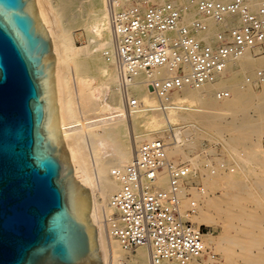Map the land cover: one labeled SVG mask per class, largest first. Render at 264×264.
<instances>
[{
    "label": "bare ground",
    "instance_id": "bare-ground-1",
    "mask_svg": "<svg viewBox=\"0 0 264 264\" xmlns=\"http://www.w3.org/2000/svg\"><path fill=\"white\" fill-rule=\"evenodd\" d=\"M56 1L55 13L58 20L49 19L42 0H35V8L52 39L56 62L54 88L59 128L72 162L74 177L79 185H84L89 191L90 223L97 227L102 264H120L122 246L111 235L105 222L116 213L112 201L121 190V184L113 172L124 170L130 165L134 153L143 144L154 140L165 142L162 140L164 139L162 132L166 126L172 129L174 113L183 107L171 104L167 108L169 115L165 112L163 114L164 108L160 109V101L152 96L145 84V76L141 75L137 85L131 88L130 95L138 98L143 106L127 113L126 103L120 92L117 69L110 55L112 31L105 0ZM160 2H172L182 8L184 23L201 18L197 7L188 0ZM88 8L90 22H85L84 27L90 36L89 45L78 47L74 45L72 37L67 35L66 26L71 20L82 21L84 17L81 12ZM204 21L209 26V31L198 39L206 43L210 40L213 28L234 32L241 24L239 17L228 18L223 27L212 20ZM253 67L264 69V56L253 60L252 54L246 53L233 59L226 71L214 82L199 89H183L181 92L185 97L199 101L201 109L193 110L194 114H188L182 119L187 120L192 115L206 132L210 131L215 135L228 133L229 137L224 140L226 149L245 150V160L254 161L263 169L264 155L260 146V136L264 133V128L248 119H237L232 125L222 127L218 118L219 113L224 111L242 113L250 108L254 99L253 93L249 87H242L238 83V78L244 69ZM164 75L169 74L165 71ZM77 86H81L77 91L81 99L80 104L74 99ZM224 90L229 95L226 99L219 100L218 95ZM90 109L98 112L100 116L94 120L80 117L82 111L86 112L84 113L86 116L87 110ZM192 127L189 125L176 129L175 146L168 147L165 142L167 159L179 156L187 163L185 165L190 171L181 193L192 192V182L196 177V171L199 170L196 162L198 157L192 159L185 152V148L192 151L196 147L189 138L188 129ZM246 172L252 177V181L233 176L209 177L205 182L206 188L220 190L221 197L214 199L207 192L200 194L196 191L198 193L196 195L191 193L197 200L199 208L194 216H185L187 221L191 222L193 219L196 227L222 229V234L217 240L211 235H206L205 243L214 253L220 254L223 264H264V173L256 172L249 167ZM247 180L249 181L246 182ZM157 187L164 191L169 189V175L166 171L160 174ZM260 193L263 195L261 199L258 198ZM181 195L183 197V194ZM110 213L113 214L108 217ZM201 259H195L189 264H200L199 260H203ZM214 260L209 257V261L204 264H211ZM136 262L150 264L151 256L147 247L139 248ZM161 264L178 263L165 261Z\"/></svg>",
    "mask_w": 264,
    "mask_h": 264
},
{
    "label": "built area",
    "instance_id": "built-area-1",
    "mask_svg": "<svg viewBox=\"0 0 264 264\" xmlns=\"http://www.w3.org/2000/svg\"><path fill=\"white\" fill-rule=\"evenodd\" d=\"M188 1L197 7L201 17L190 23L183 22L184 10L172 2L105 0L112 31L110 55L127 113L143 106L130 95L141 75L166 111L174 104V95L185 88L199 89L214 82L233 59L246 53L264 56V0ZM232 17L240 18L237 31L217 30L207 43L198 39L209 31L204 20L223 27ZM228 95L221 92L218 99ZM164 171L169 175L167 191L157 187ZM113 175L121 190L112 201L116 213L105 222L125 251L147 247L150 264H189L208 254L203 228L185 218L197 213L198 202L189 198L187 211L181 205L189 168L167 159L165 142L143 144L131 164L124 170H115Z\"/></svg>",
    "mask_w": 264,
    "mask_h": 264
},
{
    "label": "water",
    "instance_id": "water-1",
    "mask_svg": "<svg viewBox=\"0 0 264 264\" xmlns=\"http://www.w3.org/2000/svg\"><path fill=\"white\" fill-rule=\"evenodd\" d=\"M55 57L35 0H0V264H102L62 140Z\"/></svg>",
    "mask_w": 264,
    "mask_h": 264
},
{
    "label": "rangeland",
    "instance_id": "rangeland-1",
    "mask_svg": "<svg viewBox=\"0 0 264 264\" xmlns=\"http://www.w3.org/2000/svg\"><path fill=\"white\" fill-rule=\"evenodd\" d=\"M231 1V0H230ZM83 2V1H82ZM43 7L48 14L50 20H58L55 13V7L57 5L56 0H42ZM75 5H77L75 3ZM79 9V8H78ZM77 9V10H78ZM81 11V9H79ZM84 19L82 21L71 20L70 23L66 26L67 35L71 36L73 39V43L75 46L83 47L89 45V34L84 27L85 22H90V9H86V11L81 12ZM190 20L188 23H190ZM218 30V27H215L211 30L212 34H214ZM262 57V56H261ZM261 57H256L252 55V59L256 60ZM85 79V78H84ZM83 79V80H84ZM85 81V80H84ZM238 83L244 87H249L251 92L253 93L254 99L251 102L250 108L246 109L242 113H236L232 111H224L219 113V119L222 127L230 126L234 123V120H251L255 123L259 124L262 128H264V69L253 67L244 69L238 78ZM246 83V84H245ZM80 87H76L74 91V99L78 104L81 103V99L77 91H79ZM226 90L222 91L225 92ZM227 92V91H226ZM231 96V94H230ZM158 100V99H157ZM172 101L174 102L173 106H182L184 110L180 109L174 113L173 119L175 121L172 122V129L169 127L164 129L162 132V136H164V140L168 147L175 146L176 140L174 139V134L177 132L176 129H182L184 126H193L192 128L188 129L189 138L191 143H195V149L192 151H188L185 148V152L193 159L198 157L196 162L199 165V170L196 171V177L192 182V192L184 191L183 197L181 195V203L182 207L185 211L188 210L190 205L189 198H192V194L195 195L198 193L207 192L211 197L214 199H218L221 197V191L216 190H209L206 188L205 182L209 179V177H217V176H233L238 179H245L248 178L252 181V177L247 175L246 169L252 168L256 172L264 173V168L260 167V165L256 162H248L245 160L244 155H246V151L243 149H226L224 146V140H227L229 137L228 133H223L221 135H215L213 132H206L204 127L196 122L192 115L189 116L187 120H183L182 117H185L188 114H192L193 110L201 109V105L199 101L194 100L189 97H185V95L180 92L172 97ZM160 105V103H159ZM161 109V107H160ZM169 115V111H162ZM85 111L80 114L81 118L91 119L94 120L100 116V114L96 111L87 110V115L85 116ZM194 114V113H193ZM167 115H162L163 117ZM130 121V118H129ZM131 125V123H129ZM184 136V134L182 135ZM185 138V136L183 137ZM260 146L262 150V155H264V133L260 136ZM167 147V148H168ZM135 154V153H134ZM170 161L174 163L184 165L187 164L183 162L179 156H172ZM264 176V175H263ZM247 180L246 182H248ZM206 185V186H205ZM203 189V190H201ZM201 190V191H200ZM198 193H197V192ZM203 195V194H202ZM185 197V198H184ZM194 198V197H193ZM258 198H263V195L260 193ZM195 199V198H194ZM196 200V199H195ZM197 201V200H196ZM113 213L108 215L111 216ZM215 215V214H214ZM105 219V218H104ZM103 219V221H105ZM192 219V218H191ZM191 223H196L191 220ZM203 231L206 235H211L212 238L218 239L222 234V229L215 228V227H208V226H201ZM208 254L205 257H202V261L199 260L200 264H204L206 261H209V257L215 259L211 262V264H223L221 260V256L218 253H214L208 247ZM138 249L135 251H125L122 247V254H120V264H137L136 258L138 256ZM200 259V258H199Z\"/></svg>",
    "mask_w": 264,
    "mask_h": 264
}]
</instances>
